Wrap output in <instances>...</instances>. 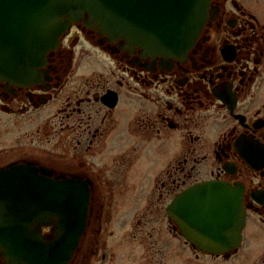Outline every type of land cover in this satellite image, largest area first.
Listing matches in <instances>:
<instances>
[{"label":"flooded vegetation","instance_id":"obj_1","mask_svg":"<svg viewBox=\"0 0 264 264\" xmlns=\"http://www.w3.org/2000/svg\"><path fill=\"white\" fill-rule=\"evenodd\" d=\"M260 3L210 0L200 34L178 57L111 41L78 22L47 54L35 80H0V113L12 122L9 132L20 135L17 144L2 148L0 169L30 166L90 194L87 223L68 264H120L118 250L128 264H264V11H255ZM79 43L86 45L82 53H76ZM88 58L97 66L87 65ZM106 61L117 72L104 77L98 69ZM64 91V105L43 119ZM86 109L91 112L84 115ZM57 115L56 130L51 122ZM52 134L61 138L50 146ZM150 172L146 190L154 202L148 195L150 204L132 216L129 231L126 226L112 239L117 196L143 190ZM209 181L236 189L243 208L239 239L223 251L195 245L169 216L177 196ZM103 193L109 194L104 227ZM152 203L163 232H140L152 220L146 218ZM43 232L44 239H53L50 228Z\"/></svg>","mask_w":264,"mask_h":264},{"label":"water","instance_id":"obj_2","mask_svg":"<svg viewBox=\"0 0 264 264\" xmlns=\"http://www.w3.org/2000/svg\"><path fill=\"white\" fill-rule=\"evenodd\" d=\"M210 0H0V80L28 84L72 23L111 41L123 39L156 55L178 57L196 40ZM86 18V19H85ZM36 168L0 170V254L4 264H68L86 226L90 195ZM236 189L203 182L177 196L169 216L206 251L235 245L243 224ZM51 227L53 239L41 228Z\"/></svg>","mask_w":264,"mask_h":264},{"label":"rangeland","instance_id":"obj_3","mask_svg":"<svg viewBox=\"0 0 264 264\" xmlns=\"http://www.w3.org/2000/svg\"><path fill=\"white\" fill-rule=\"evenodd\" d=\"M264 2V0H263ZM255 11L258 13H263L264 11V5L260 3V5H258L255 8ZM86 45L84 43H79L78 48H77V52L82 53L83 49H85ZM88 61L91 63H86L87 65H90L92 67L97 66V63L95 61H92L88 58ZM116 65L111 63V62H104L103 67H99L98 72H100L102 75H104V77H107L109 73L114 72L116 73ZM88 68H85L84 70H87ZM90 78V76H89ZM79 80H77L76 78L73 80V83H71L73 86L78 83ZM62 99H58V101L51 105V107H49L45 114V118L43 119H50L51 117H53L56 114V109H59V107L61 105H64L65 103V97H66V92L64 91L61 95ZM46 111V110H45ZM91 111L86 109V111L84 110V115L90 113ZM43 112H40V115H42ZM39 115V117H40ZM58 116V115H57ZM41 119V118H40ZM41 119V120H43ZM36 119H34V122H41V120L35 121ZM59 120L60 117L58 116L57 119H54L53 123L55 125V128L57 130V128L59 129L60 125H59ZM15 123L17 121H14ZM43 122V121H42ZM11 120L10 118L7 117V115H4L2 113H0V152L3 153L2 148L4 147H8L9 145H15V143L17 144L18 141V134L17 131L15 130L13 133L9 132V128L11 125ZM54 128V129H55ZM13 134V135H12ZM61 136H55L54 134H52V139H51V145L52 146L55 142L58 141V139L60 140ZM17 140V141H16ZM47 147H50L49 144L46 145ZM10 155V154H7ZM151 177H152V172L149 173V175L145 178L144 180V187L143 190L138 191V192H131V193H126V194H122V195H118L116 198L117 202H121V205L118 206V214L114 217L112 223L110 225V232H111V237H113L112 239H116L119 238V236L123 233L124 229L126 228V226H128V224H130L131 218L132 216H139L137 215L139 212L144 211L145 210V204L148 202L150 204L151 199L149 197H152V194H149V192H147V187L150 185L151 183ZM149 195V197L147 198V196ZM109 194L107 193H103L101 194L102 200H103V215H102V219H103V227L105 226V218L107 216V210H105V208H107V202H108V197ZM147 198V199H146ZM152 200L154 202V199L152 197ZM147 201V202H146ZM142 206V207H141ZM134 212V213H133ZM153 212V214H151ZM156 211L154 209V205L152 203V205H150V208L147 209V217H152V220L148 222V224L144 225L143 231L141 230L140 232H144V231H153V232H158L161 230V228L164 226V222L159 221V219H154L156 216ZM134 222V221H132ZM132 227V225H131ZM164 229V228H163ZM127 231H129V226L126 229ZM166 229H164L165 232ZM126 231V232H127ZM162 231V230H161ZM131 232V229H130ZM163 232V231H162ZM110 241V245H114V241L109 240ZM123 251V250H122ZM118 250H116L115 248V252H117L119 259L117 260V263L120 264H128L127 261L124 260V253ZM96 264V262L94 263Z\"/></svg>","mask_w":264,"mask_h":264}]
</instances>
